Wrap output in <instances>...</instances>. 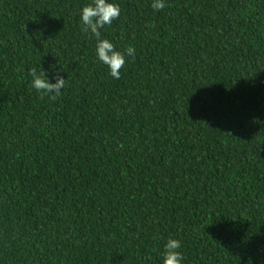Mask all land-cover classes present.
Returning <instances> with one entry per match:
<instances>
[{
	"label": "trees",
	"instance_id": "1",
	"mask_svg": "<svg viewBox=\"0 0 264 264\" xmlns=\"http://www.w3.org/2000/svg\"><path fill=\"white\" fill-rule=\"evenodd\" d=\"M92 2L0 0V264H264V0Z\"/></svg>",
	"mask_w": 264,
	"mask_h": 264
},
{
	"label": "clouds",
	"instance_id": "2",
	"mask_svg": "<svg viewBox=\"0 0 264 264\" xmlns=\"http://www.w3.org/2000/svg\"><path fill=\"white\" fill-rule=\"evenodd\" d=\"M152 8L160 11L165 7V0H152ZM120 7L109 0H93L91 4L80 10V24L86 34L97 38L95 49L96 59L107 66L109 75L114 79L120 78L121 70L126 64L127 57L135 55V48L129 46L123 52L117 51L113 43L107 39H100L101 30L110 26L120 16ZM32 88L41 96H48L51 99L61 95L65 87L64 79H57L55 84L50 83L43 72L32 73ZM181 242L169 239L163 249V264H183L184 257L179 251Z\"/></svg>",
	"mask_w": 264,
	"mask_h": 264
}]
</instances>
